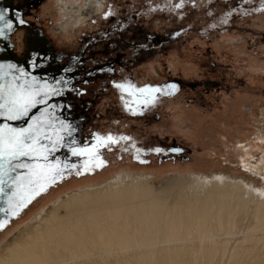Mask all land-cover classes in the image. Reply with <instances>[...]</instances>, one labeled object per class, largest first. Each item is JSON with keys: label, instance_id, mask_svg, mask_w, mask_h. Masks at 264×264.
<instances>
[{"label": "rangeland", "instance_id": "obj_1", "mask_svg": "<svg viewBox=\"0 0 264 264\" xmlns=\"http://www.w3.org/2000/svg\"><path fill=\"white\" fill-rule=\"evenodd\" d=\"M59 1L67 0H46L36 11L54 52L69 54L121 14L139 23L143 56L118 71L92 108L82 107L87 109L84 146L94 142V134L130 139L110 150L99 148L103 167L81 175L74 171L36 199L1 231L0 247L60 198L119 173L150 175L155 184L178 174L222 173L264 185L263 178L246 169L264 167V0H232V6L244 3L248 9L231 17L221 10V0H108V9L88 12L75 29L62 24ZM179 30L182 35L171 41ZM20 33L13 38L18 55L25 51L24 33L16 39ZM117 83L162 91L175 85V92L156 94V103L142 111V105L132 104L133 115L125 108L132 97ZM177 148L181 151H173Z\"/></svg>", "mask_w": 264, "mask_h": 264}, {"label": "bare ground", "instance_id": "obj_2", "mask_svg": "<svg viewBox=\"0 0 264 264\" xmlns=\"http://www.w3.org/2000/svg\"><path fill=\"white\" fill-rule=\"evenodd\" d=\"M79 3L57 2L63 25L100 11L98 0ZM258 166L246 169L264 179ZM0 264H264V185L119 173L38 213L0 247Z\"/></svg>", "mask_w": 264, "mask_h": 264}, {"label": "snow or ice", "instance_id": "obj_3", "mask_svg": "<svg viewBox=\"0 0 264 264\" xmlns=\"http://www.w3.org/2000/svg\"><path fill=\"white\" fill-rule=\"evenodd\" d=\"M5 11H0V37L5 36L6 31L14 30V22L7 18ZM16 23L22 26L25 21L21 16L17 18ZM37 58L33 59V66ZM67 85L68 81L63 78L54 83H41L35 77L29 79V74L23 68H17L14 64H0V118L5 121L28 118L27 127L14 128L10 124H0V198H3L4 203V207L0 208L3 213L0 231L6 228L13 217H18L36 197L63 179L66 170L75 169V174L81 175L82 172L103 167L106 162L100 158L98 149L110 150V147L117 145L119 141L130 139L126 136L117 138L111 134L103 137L94 134V142L91 145L86 144L83 148L74 146L75 140L66 144L65 138L71 137L75 129L56 115L58 106L50 105L49 100L51 97L63 95ZM114 86L132 97V100L125 101V108L130 109L133 115L137 112L135 108H131L132 104L142 105V111L143 108L156 103V94H172L171 91H162L147 85L139 88L130 83H117ZM167 88L175 90V85H168ZM121 99L124 97L121 96ZM37 105L44 107L38 115L30 116L32 109ZM61 147H68L73 156H84L87 159L81 167L69 165L66 161L53 162L50 157ZM155 151L159 152L161 149ZM173 151L181 150L177 148Z\"/></svg>", "mask_w": 264, "mask_h": 264}, {"label": "flooded vegetation", "instance_id": "obj_4", "mask_svg": "<svg viewBox=\"0 0 264 264\" xmlns=\"http://www.w3.org/2000/svg\"><path fill=\"white\" fill-rule=\"evenodd\" d=\"M84 0H81L83 3ZM100 11L109 8L108 0H98ZM46 0H15L14 5L22 10L24 20L34 27H41L40 18L36 11L45 4ZM232 0H221V10L226 16H232L239 12H246L248 7L244 3L232 6ZM219 7V6H218ZM84 13L92 12L91 8H85ZM88 11V12H86ZM99 11V12H100ZM98 12V13H99ZM98 13L96 15H98ZM124 13V11H123ZM86 19V17H83ZM228 19V18H227ZM84 22V21H83ZM134 19H127L126 14H121L118 18L110 20L108 24L101 25L96 34L86 36L83 41L76 46L74 51L68 54L66 59L60 62L62 70H70L72 76V85L66 93L68 103L72 106L73 120L84 119L82 132V147H84L83 134L87 124L86 114L93 107L96 96L106 90L117 76L120 69L131 67L138 63L142 55L140 42L143 37L141 27ZM134 25V33H131ZM79 24L72 28H76ZM18 35L21 38L23 32ZM19 33V32H18ZM183 33V30L175 32L171 41L177 40ZM25 36V33H24ZM17 37V36H16ZM153 36L151 39V49L154 48ZM17 39V38H16ZM18 40V39H17ZM20 41V40H19ZM146 45H142L143 51ZM148 49L147 51H150ZM133 51V53H132ZM81 93V94H77ZM90 145L85 143V145Z\"/></svg>", "mask_w": 264, "mask_h": 264}, {"label": "water", "instance_id": "obj_5", "mask_svg": "<svg viewBox=\"0 0 264 264\" xmlns=\"http://www.w3.org/2000/svg\"><path fill=\"white\" fill-rule=\"evenodd\" d=\"M14 1L15 0H0V11L6 10L5 14L7 18L12 19L14 22V30L11 32L6 31V35L0 37V64H14L17 66V68H23L24 71L29 74V79L35 77L41 83L45 81L54 83L56 80H60L61 78L68 81V85L64 89L63 95L51 97L49 100V104L57 105L58 107L56 108V115L60 119L70 123L75 129L71 137L65 138V143L67 144L70 143L71 140H75L76 144L74 146L80 147L82 143L84 119L75 121L73 120L72 106L70 108L68 107L70 103H68L66 98V93L70 90V87L72 85L71 71L62 70L60 66V62L63 59H66L68 57V54H65L64 52H54L53 44L50 38L45 34L43 29L40 27H34L27 23L23 18L22 10L13 4ZM21 16L25 21V24L22 26L16 23L17 18ZM20 31H23L25 33V51L22 55H18L16 53L15 44L13 41L14 36ZM36 57L38 58L35 59V66H33V59ZM5 71H7V68H5ZM174 92V90L171 91L172 94ZM61 105H63V107H59ZM42 107L44 106L37 105L36 108L32 109L30 116L38 115ZM27 120L28 118L18 121H5L3 118H0V124H10L14 128L27 127ZM50 159H52L53 162L58 160L63 163L66 161L69 165L75 164L77 165V167H80L83 164V161L87 159V157L73 156L71 155L68 147H61L59 148V150L52 154V157H50ZM74 171L75 169L66 170L63 179L70 175L69 172L72 173ZM63 179L58 180L55 184L61 182ZM55 184L51 185V187ZM43 194L44 193H41V195L36 197L32 201V203ZM31 204H29L28 207ZM3 207V198H0V208ZM27 208H25L21 212V214ZM2 218L3 213L0 212V219ZM16 218L17 217H13L8 222L7 226Z\"/></svg>", "mask_w": 264, "mask_h": 264}]
</instances>
